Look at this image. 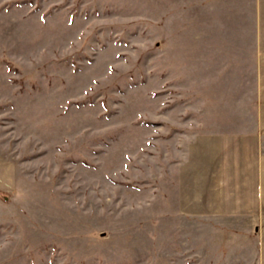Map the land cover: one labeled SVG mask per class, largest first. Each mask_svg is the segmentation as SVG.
I'll return each mask as SVG.
<instances>
[{
	"label": "rangeland",
	"instance_id": "374dc122",
	"mask_svg": "<svg viewBox=\"0 0 264 264\" xmlns=\"http://www.w3.org/2000/svg\"><path fill=\"white\" fill-rule=\"evenodd\" d=\"M185 7L0 0V264H264L258 62Z\"/></svg>",
	"mask_w": 264,
	"mask_h": 264
},
{
	"label": "crops",
	"instance_id": "0c3cea01",
	"mask_svg": "<svg viewBox=\"0 0 264 264\" xmlns=\"http://www.w3.org/2000/svg\"><path fill=\"white\" fill-rule=\"evenodd\" d=\"M248 4L245 9L248 18L245 22H243L244 20L240 22L239 9L241 7L235 0H200L199 4L195 0H185V22L188 29L186 36H189L192 41L187 48V52L195 58L208 52L219 55V59L232 61L235 60V54L241 55V48L246 46L249 52L243 54L252 55L248 59L258 62L259 100L257 105V127L254 136L261 142V145L259 144V150H261L262 147L264 149V0H249ZM196 5L199 6L200 12V21L197 22L192 20ZM242 8L245 7L242 6ZM187 14L189 17H186ZM235 24H251L247 29L248 42L236 36ZM198 29L199 31L196 32ZM197 40L201 41L196 43ZM237 58L241 59L238 56ZM221 171L218 176L216 175L214 182L220 181ZM248 172L256 174V176L254 175L257 183L256 188L258 189L256 203L264 204V164H261L256 170L251 168ZM251 176L250 182L254 179L252 174ZM252 182H255V180Z\"/></svg>",
	"mask_w": 264,
	"mask_h": 264
}]
</instances>
